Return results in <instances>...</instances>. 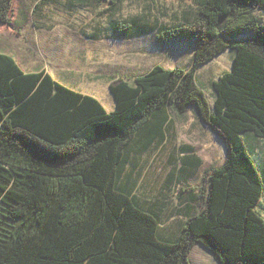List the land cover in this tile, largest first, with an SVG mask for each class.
I'll return each mask as SVG.
<instances>
[{"label":"trees","instance_id":"16d2710c","mask_svg":"<svg viewBox=\"0 0 264 264\" xmlns=\"http://www.w3.org/2000/svg\"><path fill=\"white\" fill-rule=\"evenodd\" d=\"M192 1L188 22L154 35L159 45H189L191 67L112 79L111 111L0 52V264H190L195 245L217 264H264V170L246 140L264 139V0ZM10 7L0 0V24ZM149 29L124 25L119 37ZM227 48L231 64L211 83L210 106L195 70ZM188 108L227 155L203 177L199 209L171 239L126 169Z\"/></svg>","mask_w":264,"mask_h":264},{"label":"rangeland","instance_id":"374dc122","mask_svg":"<svg viewBox=\"0 0 264 264\" xmlns=\"http://www.w3.org/2000/svg\"><path fill=\"white\" fill-rule=\"evenodd\" d=\"M194 7L192 0H115L114 4L87 0L86 5L78 0H11L9 22L0 24V52L12 56L24 71L44 69L57 82L93 96L111 111L108 86L112 79H132L154 65L191 67L189 45H159L154 35L160 28L188 22ZM124 25L151 29L139 37H119ZM230 64L227 48L195 70L210 106L211 83ZM162 135L148 149L129 157L126 170H133L138 200L160 208L161 225L171 229L174 239L186 219L183 215L199 209L195 195L203 177L223 163L227 149L192 108L172 117ZM246 140L255 164L264 170V139ZM257 210L264 218V194ZM188 260L217 264L200 245L191 249Z\"/></svg>","mask_w":264,"mask_h":264}]
</instances>
